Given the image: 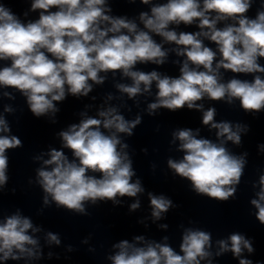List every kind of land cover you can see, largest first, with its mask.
<instances>
[{
	"label": "clouds",
	"instance_id": "clouds-1",
	"mask_svg": "<svg viewBox=\"0 0 264 264\" xmlns=\"http://www.w3.org/2000/svg\"><path fill=\"white\" fill-rule=\"evenodd\" d=\"M126 2L134 4L137 0ZM139 2L150 6V11H141L137 23V19L112 15L109 0H30V8L23 16L27 18L29 12H38V19L34 20L21 19L0 0V61L9 62L0 67V88L17 90L26 98L34 117L49 116L56 123L58 103L69 95L78 99L87 97L94 85L105 83L108 73L113 77L119 73L131 81L115 84L121 94L116 98L126 95L137 106L140 103L137 97L152 95L154 86L155 99L146 108L149 116H155L160 109L177 112L186 107L200 111L202 124L210 131L215 130V140L200 137V129L174 130L171 142H179L177 151L182 153V158H168V169L174 176L188 181L197 196L220 203L235 200L249 154L237 155L227 145L231 142L241 146L242 135L249 132V126L226 120L218 122L216 108L205 110L203 103L198 102L207 99L232 105L238 101L246 114L255 116L264 112V64L261 63L264 0H260L255 17L248 15L255 0ZM181 24L195 25L198 31L178 32L176 28ZM165 45L175 47L165 48ZM169 52L183 58L173 61L180 65L178 76L136 69L137 64L164 65ZM222 69L234 75L225 80ZM3 96L15 98L8 91ZM112 99L114 96L108 94L107 100ZM14 111L10 105L4 106L3 113ZM3 113H0V192L9 181L8 150L24 146L19 136L11 134ZM80 116L79 123L57 133L60 149L49 148L47 153L33 157L41 161L35 170V183L43 192L40 213L54 204L57 209L88 215V203L111 201L116 205L120 198H137L145 192L141 180H133L136 172L127 151L129 145L123 141V136L134 135L142 116L126 119L120 107L112 105L101 106L95 116L86 111ZM64 149L71 153V158ZM258 150L264 153V143L258 145ZM44 155L48 158L44 159ZM252 187L258 188L250 200L255 209L252 215L264 226V173ZM148 199L154 222L178 207L164 194L149 192ZM139 208L137 198L129 210ZM159 227L167 229L168 225ZM40 231L19 210L5 216L0 220V262L40 259L42 250L35 235ZM45 240L49 245L61 243L59 235L51 231L45 234ZM163 240L160 243L143 236L134 237L133 242L120 240L112 245L117 251L108 259L111 264H202V261L212 264L213 255L231 252L239 264H253L244 255L254 253L253 240L239 231L217 240L215 253L211 251L212 233L200 228H184L179 252L167 242V236Z\"/></svg>",
	"mask_w": 264,
	"mask_h": 264
}]
</instances>
